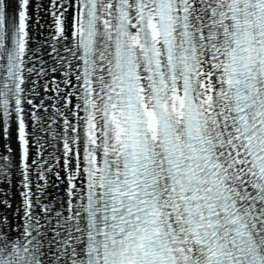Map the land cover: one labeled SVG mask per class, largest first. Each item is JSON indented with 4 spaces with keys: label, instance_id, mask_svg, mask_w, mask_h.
Listing matches in <instances>:
<instances>
[{
    "label": "snow or ice",
    "instance_id": "1",
    "mask_svg": "<svg viewBox=\"0 0 264 264\" xmlns=\"http://www.w3.org/2000/svg\"><path fill=\"white\" fill-rule=\"evenodd\" d=\"M0 264H264V0H0Z\"/></svg>",
    "mask_w": 264,
    "mask_h": 264
}]
</instances>
